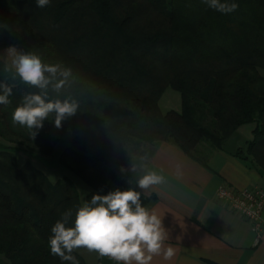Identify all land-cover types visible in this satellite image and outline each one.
<instances>
[{
	"label": "trees",
	"instance_id": "obj_1",
	"mask_svg": "<svg viewBox=\"0 0 264 264\" xmlns=\"http://www.w3.org/2000/svg\"><path fill=\"white\" fill-rule=\"evenodd\" d=\"M226 2L238 8L225 14L203 0H50L43 8L0 0V50L14 47L72 71L59 91V72L40 89L0 59V84L12 89L10 103L0 105V264H70L51 254L49 237L65 213L74 226L83 204L69 173L53 181L31 160L20 165V147L49 156L71 130L60 162L90 187L87 201L135 187L129 146L151 145L150 156L173 142L206 163L246 123L257 124L247 152L264 169V0ZM169 86L181 93V110L161 109ZM30 93L70 99L76 113L60 128L50 114L33 138L11 122ZM155 198L141 193L145 206ZM73 255L89 264L80 249ZM97 264L116 262L98 255Z\"/></svg>",
	"mask_w": 264,
	"mask_h": 264
},
{
	"label": "crops",
	"instance_id": "obj_2",
	"mask_svg": "<svg viewBox=\"0 0 264 264\" xmlns=\"http://www.w3.org/2000/svg\"><path fill=\"white\" fill-rule=\"evenodd\" d=\"M256 126L254 122L238 127L206 163L173 142L157 145L136 176L135 186L147 171L165 177L163 184L148 190L156 198L147 207L163 217L168 231L165 244L176 251L171 260L156 256L151 264H264V238H258L247 219L216 198L223 184L240 190L264 184V169L247 152ZM239 148L242 155L237 154Z\"/></svg>",
	"mask_w": 264,
	"mask_h": 264
},
{
	"label": "clouds",
	"instance_id": "obj_3",
	"mask_svg": "<svg viewBox=\"0 0 264 264\" xmlns=\"http://www.w3.org/2000/svg\"><path fill=\"white\" fill-rule=\"evenodd\" d=\"M35 2L39 8H43L50 0ZM203 2L209 8L225 14L238 8V4L227 3L226 0ZM8 53L13 57L12 65L19 78L40 89H46L59 72L63 79L54 85L55 90L59 91L72 74L70 68H61L59 63L45 64L34 53H18L14 47H9ZM0 89V105L10 103L12 89L4 84H0ZM77 107V103L70 99L51 100L46 94L30 93L13 110L11 122L14 126L26 127L34 138L38 134L36 130L43 127L50 114L55 113L54 124L60 128L67 117L75 115ZM164 182L162 174L147 171L138 178L135 187L93 194L90 201L78 207L74 226H69L71 213H65L62 219L55 222L49 237L51 254L70 264H78L73 252L81 248L100 257H108L116 264H151L156 256L171 260L176 250L165 244L168 231L164 227L163 217L157 210L141 202L142 192L147 194L149 189Z\"/></svg>",
	"mask_w": 264,
	"mask_h": 264
},
{
	"label": "rangeland",
	"instance_id": "obj_4",
	"mask_svg": "<svg viewBox=\"0 0 264 264\" xmlns=\"http://www.w3.org/2000/svg\"><path fill=\"white\" fill-rule=\"evenodd\" d=\"M8 49L0 50V59L5 60L12 65L13 57L9 55ZM18 52V50L16 49ZM19 53V52H18ZM160 106L163 112L170 109L181 110L182 108V96L181 93L169 86L165 89L161 99ZM73 132L71 130L67 131L61 140L56 144L54 152L52 155H42L39 153L30 154L24 151L23 148H19L16 153L18 157V162L22 165L25 161L31 160L34 165L39 169L44 171L49 178L56 181L64 174L69 173L74 179L76 186L79 189L81 195V201L84 203L87 201V194L90 191V187L75 174L71 173L67 168H65L60 162V156L65 148L72 145ZM4 140L0 137V142ZM152 146L148 144L132 145L128 147V156L131 161V170L133 175L129 178V184L132 185L135 181L136 176L139 174L140 169L143 168L144 163L149 158ZM141 151H145L144 154ZM81 253L85 256L89 264H97L98 254L95 252H89L86 249H80ZM3 257V256H0Z\"/></svg>",
	"mask_w": 264,
	"mask_h": 264
},
{
	"label": "built area",
	"instance_id": "obj_5",
	"mask_svg": "<svg viewBox=\"0 0 264 264\" xmlns=\"http://www.w3.org/2000/svg\"><path fill=\"white\" fill-rule=\"evenodd\" d=\"M219 202L247 219L258 238H264V184L236 189L223 184L216 193Z\"/></svg>",
	"mask_w": 264,
	"mask_h": 264
}]
</instances>
